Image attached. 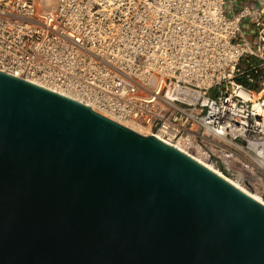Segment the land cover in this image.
Listing matches in <instances>:
<instances>
[{"label":"water","instance_id":"95a60500","mask_svg":"<svg viewBox=\"0 0 264 264\" xmlns=\"http://www.w3.org/2000/svg\"><path fill=\"white\" fill-rule=\"evenodd\" d=\"M0 264H264V205L160 137L0 71Z\"/></svg>","mask_w":264,"mask_h":264},{"label":"built area","instance_id":"2783aa9c","mask_svg":"<svg viewBox=\"0 0 264 264\" xmlns=\"http://www.w3.org/2000/svg\"><path fill=\"white\" fill-rule=\"evenodd\" d=\"M44 1L0 0V71L156 135L264 194V101L254 108L257 93L240 81L251 85L264 69L249 29L253 8L241 0H58L51 12Z\"/></svg>","mask_w":264,"mask_h":264},{"label":"rangeland","instance_id":"374dc122","mask_svg":"<svg viewBox=\"0 0 264 264\" xmlns=\"http://www.w3.org/2000/svg\"><path fill=\"white\" fill-rule=\"evenodd\" d=\"M241 1H242V4L248 5L256 11V13L252 17V23L250 24L249 29H252L253 31H255V35H254L255 45L260 55L262 56L264 55V53L262 54V52H260L259 45L264 44V0H241ZM46 4L49 7L48 11L52 12L55 10L54 8H56L57 6V0H48ZM244 23H246V21ZM252 63L255 66L259 67L263 62L261 61V59L255 58ZM246 69L247 67L243 65L242 71ZM240 81L243 83L245 82L244 84H247V88L253 90L255 93L257 94L261 93L262 90L264 89V69L261 68V70H259L255 83L251 85L246 83L244 77H241ZM136 130L139 131V129H136ZM141 133L146 135L144 131H141ZM252 193L264 199V194L262 195V194H258L255 192H252Z\"/></svg>","mask_w":264,"mask_h":264},{"label":"bare ground","instance_id":"6f19581e","mask_svg":"<svg viewBox=\"0 0 264 264\" xmlns=\"http://www.w3.org/2000/svg\"><path fill=\"white\" fill-rule=\"evenodd\" d=\"M45 3H44V7H45V9L46 10H48L49 9V7H48V5L46 4V2L47 1H44ZM57 3H58V0H57ZM55 9V8H54ZM55 11V10H54ZM237 92L238 93H242V95H244V97L245 98H248V91H246L244 88H237ZM263 100L264 101V89L262 90V92L261 93H258V94H256L255 96H254V98L252 99V101H253V106H254V108H256V107H258V100ZM112 120H114V121H116V122H118V123H120L119 121H117V120H115V119H112ZM130 128V127H129ZM131 129H133V130H135V131H137L135 128H131ZM140 131V132H139ZM139 131H137V132H139V133H141V131L142 130H139ZM141 134H143V133H141ZM233 182V184H235L237 187H239V189H241L242 191H244L245 193H247L248 195H250L251 197H253L255 200H257L258 202H260L261 204H263L264 205V199H262L261 197H259L258 195H255V194H253L251 191H249L244 185H242L239 181H237V180H234V179H231Z\"/></svg>","mask_w":264,"mask_h":264}]
</instances>
